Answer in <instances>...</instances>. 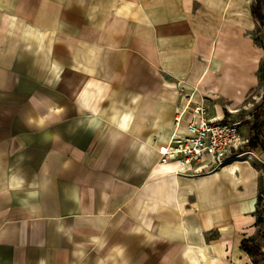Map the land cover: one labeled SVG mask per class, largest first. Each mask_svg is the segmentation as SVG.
<instances>
[{"label":"crops","instance_id":"0c3cea01","mask_svg":"<svg viewBox=\"0 0 264 264\" xmlns=\"http://www.w3.org/2000/svg\"><path fill=\"white\" fill-rule=\"evenodd\" d=\"M255 1L0 0V264H261L254 163L160 162L256 101Z\"/></svg>","mask_w":264,"mask_h":264},{"label":"built area","instance_id":"2783aa9c","mask_svg":"<svg viewBox=\"0 0 264 264\" xmlns=\"http://www.w3.org/2000/svg\"><path fill=\"white\" fill-rule=\"evenodd\" d=\"M182 116L187 119L188 134L183 137L174 134L161 148L160 154V162H175L177 172L209 173L245 155V159L254 156L253 150L247 149L250 140L240 133V121L224 119L217 114L209 115L208 107L202 103L192 105L190 96L185 97L175 117V126L179 125Z\"/></svg>","mask_w":264,"mask_h":264},{"label":"rangeland","instance_id":"374dc122","mask_svg":"<svg viewBox=\"0 0 264 264\" xmlns=\"http://www.w3.org/2000/svg\"><path fill=\"white\" fill-rule=\"evenodd\" d=\"M262 5V2L260 3ZM263 8V6H261ZM264 12V8L262 10ZM256 40L257 43L262 45L264 47V36L262 33L256 34ZM258 79L259 84L261 87L257 88L256 94L254 98L256 101H253L252 103H247L244 106H241L236 109V111H226V118H229L231 120L240 121L239 124V130L241 135L244 138H252L254 136V131H252L251 126L252 124H264V102L262 101L264 96V57L260 62L259 69H258ZM257 95V96H256ZM257 117L255 120L254 118ZM256 134H260L257 138L259 141V145L255 147H250V145L247 146V149L253 150L254 156L251 158H247V160L252 161L259 171L260 175V182H261V188L264 184V125L262 126V129L257 132ZM246 155L240 159H245ZM258 216H259V222L260 228H259V239L261 240V244H264V195L259 197L258 202Z\"/></svg>","mask_w":264,"mask_h":264},{"label":"trees","instance_id":"16d2710c","mask_svg":"<svg viewBox=\"0 0 264 264\" xmlns=\"http://www.w3.org/2000/svg\"><path fill=\"white\" fill-rule=\"evenodd\" d=\"M261 0H256L255 4H253L252 8H251V13L253 15V17L258 21V23L263 27V36H264V12H262V8H261ZM262 101L264 102V96ZM255 120L257 119V117L254 118ZM264 125V124H263ZM262 124H252L251 129L252 131H254V133L256 134L257 132H259L262 129ZM258 136H253L252 138H250L249 141V145L250 147H255L257 145H259V143L261 141L258 140L257 138ZM262 143V142H261ZM264 195V184L262 185L261 188V182L259 184V191H258V201H257V206L258 202H259V197ZM241 247L247 251L248 253H251V255L253 256V258L257 259V258H261V251H260V246L258 244H254L252 242H250L249 239H245L241 242ZM264 261V258L260 259V263L262 264Z\"/></svg>","mask_w":264,"mask_h":264},{"label":"bare ground","instance_id":"6f19581e","mask_svg":"<svg viewBox=\"0 0 264 264\" xmlns=\"http://www.w3.org/2000/svg\"><path fill=\"white\" fill-rule=\"evenodd\" d=\"M234 112V111H233Z\"/></svg>","mask_w":264,"mask_h":264}]
</instances>
